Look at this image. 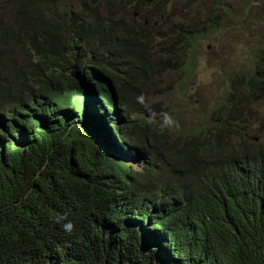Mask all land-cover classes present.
<instances>
[{
    "label": "trees",
    "instance_id": "1",
    "mask_svg": "<svg viewBox=\"0 0 264 264\" xmlns=\"http://www.w3.org/2000/svg\"><path fill=\"white\" fill-rule=\"evenodd\" d=\"M61 3L0 1V264H264L248 111L264 49L206 124L174 137L144 104L178 53L156 46L147 2L132 21L112 0ZM184 37L190 66L199 34ZM131 153L147 160L134 169Z\"/></svg>",
    "mask_w": 264,
    "mask_h": 264
},
{
    "label": "rangeland",
    "instance_id": "2",
    "mask_svg": "<svg viewBox=\"0 0 264 264\" xmlns=\"http://www.w3.org/2000/svg\"><path fill=\"white\" fill-rule=\"evenodd\" d=\"M0 1H5L8 10L13 7L12 0ZM80 1L63 0L57 7L67 5L77 9ZM112 1L121 15L129 21L134 19V5L138 0ZM147 9L153 16L151 29L156 46L169 48L176 42L178 53L173 58L175 69L155 79L154 94L148 95L144 104L163 110L153 118L163 124L170 136L180 134L183 129L194 131L226 104L228 92L233 90L232 79L258 65L264 49V0H156L146 3ZM180 29L185 30L183 35ZM190 32L199 34V38L195 46L196 60L188 66L185 61L188 52L182 44L185 34ZM19 54L21 61L29 58L26 44ZM259 101L248 111L252 141L264 148V93ZM1 115L6 118L4 113ZM136 118L142 116L137 114ZM166 118H171L173 123L166 125ZM13 137L14 144L27 145L24 131ZM131 154L126 159L132 161L134 169L140 167L139 161L147 160L139 153Z\"/></svg>",
    "mask_w": 264,
    "mask_h": 264
},
{
    "label": "water",
    "instance_id": "3",
    "mask_svg": "<svg viewBox=\"0 0 264 264\" xmlns=\"http://www.w3.org/2000/svg\"><path fill=\"white\" fill-rule=\"evenodd\" d=\"M147 3H152V2H154L155 0H145ZM138 15V13H136V16ZM109 86L111 87V90H112V93H113V96L115 97V100L117 101V93H116V91H115V89H114V86H113V84H112V82H109ZM101 121V123H103V124H105L106 125V121H104L103 119L102 120H100Z\"/></svg>",
    "mask_w": 264,
    "mask_h": 264
},
{
    "label": "clouds",
    "instance_id": "4",
    "mask_svg": "<svg viewBox=\"0 0 264 264\" xmlns=\"http://www.w3.org/2000/svg\"><path fill=\"white\" fill-rule=\"evenodd\" d=\"M141 100H143V97H140ZM173 123V121L171 120V118H166L165 119V124L166 125H171ZM69 231L72 229L73 225L71 223L67 224L65 226Z\"/></svg>",
    "mask_w": 264,
    "mask_h": 264
}]
</instances>
